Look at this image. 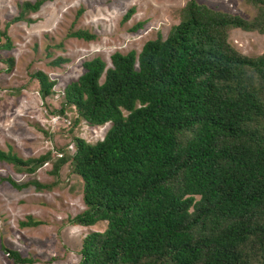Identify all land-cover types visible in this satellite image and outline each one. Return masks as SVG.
Wrapping results in <instances>:
<instances>
[{"label": "trees", "instance_id": "trees-1", "mask_svg": "<svg viewBox=\"0 0 264 264\" xmlns=\"http://www.w3.org/2000/svg\"><path fill=\"white\" fill-rule=\"evenodd\" d=\"M246 1L257 7L250 20L188 0L164 37L112 52L110 66L85 60L63 87L58 113L72 108L74 125L110 123L93 143L72 137V152L52 162L54 175L67 164L83 182L85 208L68 223L106 225L85 234L76 264H264V48L248 56L227 42L231 28L264 34V0ZM1 38L0 49H10L4 29ZM4 62L11 69L13 59ZM32 77L44 100L53 81L40 70ZM49 156L0 150V161L29 173ZM39 223L27 216L19 225ZM4 250L14 264L33 262Z\"/></svg>", "mask_w": 264, "mask_h": 264}, {"label": "rangeland", "instance_id": "rangeland-1", "mask_svg": "<svg viewBox=\"0 0 264 264\" xmlns=\"http://www.w3.org/2000/svg\"><path fill=\"white\" fill-rule=\"evenodd\" d=\"M35 1L0 0V30L4 29L11 44L10 49H0V150L9 149L23 159L49 152L50 158L33 173L0 161V264H14L4 249L32 259L31 264H76L85 234L102 231L106 225L104 221L92 226L68 223L85 208L83 182L67 164L54 175L52 162L72 152V137L93 143L110 123L91 126L79 119L74 125L77 113L72 108L57 112L62 89L83 72V61L100 57L110 66L112 52H138L157 33L164 37L188 0H44L36 11L23 9L24 2ZM196 1L246 20L257 11L246 0ZM131 7L134 13L124 21ZM77 29L93 37H70ZM227 42L242 55L257 56L264 48V34L231 28ZM6 57L13 59L11 69L4 62ZM58 58L62 60L54 64ZM39 70L53 81L44 100L32 77ZM8 179L15 185L37 180L52 186L41 191L31 185L15 189ZM27 216L40 223L19 225Z\"/></svg>", "mask_w": 264, "mask_h": 264}]
</instances>
